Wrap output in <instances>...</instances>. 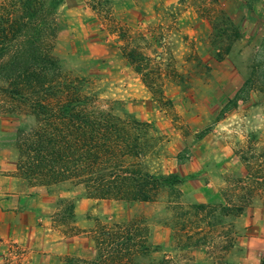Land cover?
Masks as SVG:
<instances>
[{
	"label": "rangeland",
	"instance_id": "1",
	"mask_svg": "<svg viewBox=\"0 0 264 264\" xmlns=\"http://www.w3.org/2000/svg\"><path fill=\"white\" fill-rule=\"evenodd\" d=\"M97 2L66 0L55 17L56 37L47 46L61 61L65 77L86 80V91L98 105L150 124L153 141L146 168L182 182L164 188L152 203L93 199L72 183L52 187L60 208L57 223L67 234L85 233L84 243L92 246L87 260L74 259L73 264L97 261L102 230L132 234L136 264L163 259L261 264L264 92L258 85L250 88L237 107L231 99L257 58L264 0L251 7L245 0ZM6 4L0 0V9ZM73 8L79 9L78 16L70 12ZM219 27L232 39L236 28L240 37L230 46L225 37L219 42L225 57L217 61L214 35ZM130 52L136 61L127 58ZM4 100L0 92V152L17 162L16 130L23 118L18 121ZM26 121L35 124L32 116ZM116 248L113 244L109 251Z\"/></svg>",
	"mask_w": 264,
	"mask_h": 264
},
{
	"label": "trees",
	"instance_id": "2",
	"mask_svg": "<svg viewBox=\"0 0 264 264\" xmlns=\"http://www.w3.org/2000/svg\"><path fill=\"white\" fill-rule=\"evenodd\" d=\"M8 1V8L0 9V92L8 111L18 121L23 118L16 130L18 175L44 187L72 183L82 186L89 198L131 203L155 202L164 188L180 185L176 175H157L146 168L144 158L153 141L149 123L102 108L87 93L84 78L65 77L47 42L56 37L55 17L66 0ZM245 1L251 7L262 0ZM95 4L94 9L100 5ZM238 32L232 29V39L217 29V61L225 57L219 42L225 37L230 46ZM256 56L250 77L231 99L233 107L256 85L264 92V36ZM127 58L136 61V53ZM28 116L35 124H27ZM135 240L128 232L99 231L98 259L89 264H136L130 253ZM113 244L117 248L110 252ZM154 264L173 263L163 259Z\"/></svg>",
	"mask_w": 264,
	"mask_h": 264
},
{
	"label": "crops",
	"instance_id": "3",
	"mask_svg": "<svg viewBox=\"0 0 264 264\" xmlns=\"http://www.w3.org/2000/svg\"><path fill=\"white\" fill-rule=\"evenodd\" d=\"M76 10L70 9L72 15L78 16ZM51 190L20 177L16 160L0 152V264H73L89 258L85 233L67 234L57 223L60 208Z\"/></svg>",
	"mask_w": 264,
	"mask_h": 264
}]
</instances>
